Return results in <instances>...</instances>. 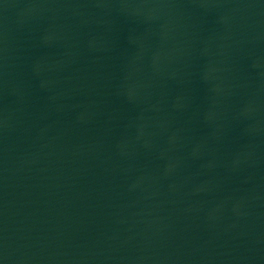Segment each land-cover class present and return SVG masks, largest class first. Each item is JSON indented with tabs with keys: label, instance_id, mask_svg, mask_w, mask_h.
I'll use <instances>...</instances> for the list:
<instances>
[{
	"label": "water",
	"instance_id": "95a60500",
	"mask_svg": "<svg viewBox=\"0 0 264 264\" xmlns=\"http://www.w3.org/2000/svg\"><path fill=\"white\" fill-rule=\"evenodd\" d=\"M0 264H264V0H0Z\"/></svg>",
	"mask_w": 264,
	"mask_h": 264
}]
</instances>
